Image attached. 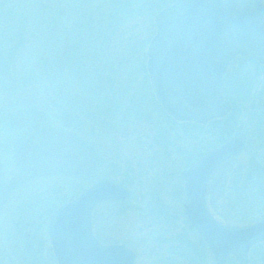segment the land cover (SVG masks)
<instances>
[{
  "label": "rangeland",
  "instance_id": "obj_1",
  "mask_svg": "<svg viewBox=\"0 0 264 264\" xmlns=\"http://www.w3.org/2000/svg\"><path fill=\"white\" fill-rule=\"evenodd\" d=\"M176 1L0 0V61L7 65L0 69V159L5 182L12 184L22 172L18 148L38 129L35 122L10 125L12 114L24 107L58 112L69 106L68 101L74 108H81L77 100H87L91 110L81 114L80 132L105 163L102 173L88 180L47 171L46 176L31 178L13 189L0 218V264H58L49 234L52 216L60 206L103 180L127 188L131 198L97 206L92 227L100 243L127 246L135 254V264H161L162 259L163 264H216L204 242L202 247L183 207L186 197L181 173L189 166L191 145L199 139H188L185 128L163 110L148 72L157 16ZM86 30L95 39L94 43L92 37L83 41L90 50L91 70L94 77L97 69L103 70L100 73L105 86L100 93L108 96L115 92V114L120 115L123 105L135 103L133 97L148 99V107L140 108L137 114L134 108L128 120L94 109L97 102L90 99L80 76H76L77 67L65 59L64 42L75 43L74 39ZM19 31L23 40L17 42ZM16 43L17 48L13 46ZM46 58L52 64L45 65ZM238 64L231 66L223 89L234 107L235 118L244 122L248 137L245 150L229 165L231 172L239 171L237 180L247 173L250 160L263 157L255 124L264 113V67L255 62L242 63L241 67ZM49 70L53 75L47 74ZM110 81L115 82V88H110ZM206 139L209 144L215 142ZM226 187L225 193L217 190L209 200L212 217L225 226L248 225L239 223L247 214H238V210L247 212V206L235 201L232 182L223 189ZM231 203L237 212L232 211ZM162 207L167 219L153 218ZM184 240L192 247L188 248ZM171 249L175 252L168 255ZM188 252L193 260L185 257Z\"/></svg>",
  "mask_w": 264,
  "mask_h": 264
},
{
  "label": "water",
  "instance_id": "obj_2",
  "mask_svg": "<svg viewBox=\"0 0 264 264\" xmlns=\"http://www.w3.org/2000/svg\"><path fill=\"white\" fill-rule=\"evenodd\" d=\"M156 22L157 35L149 47L151 81L159 102L178 120L188 119L181 99L197 106L207 103L209 112L218 109L210 108L211 102L220 104L224 111L230 109L220 88L223 73L236 55L251 53L264 64L261 0H177L157 16ZM245 147L246 136L237 132L182 174L185 214L212 251L216 264H226L230 257L248 264L250 249L264 241V219L247 226H225L206 206V187L212 173ZM129 196L125 188L104 181L64 204L49 225L57 263L134 264V254L126 246L101 244L91 222L97 204Z\"/></svg>",
  "mask_w": 264,
  "mask_h": 264
},
{
  "label": "trees",
  "instance_id": "obj_3",
  "mask_svg": "<svg viewBox=\"0 0 264 264\" xmlns=\"http://www.w3.org/2000/svg\"><path fill=\"white\" fill-rule=\"evenodd\" d=\"M8 14L15 15L12 13ZM61 27H63L62 21L59 23V28ZM86 31L87 32H85V34L74 39L75 43L70 44L69 40L64 42V45L66 46L64 48L65 59H68L69 65H74L77 67L78 72L76 76H80L79 78L81 83H83V87L90 96V99L97 102V105L94 104V109H103L105 112L107 111L112 113L113 117L122 116L128 120L130 119V113L134 111V108L137 109L134 111L137 114L139 111H141L140 108H143L145 105L148 107V99L141 98L140 96L133 97L136 101L135 103L129 102L127 105L125 104L126 106L123 105V110L120 112V115L115 114L117 111V102L116 98L112 96L115 94V92L108 96L101 94L100 92L103 91L105 86L103 84V76L101 74L103 73V70H101L100 73L97 69L96 77H94L95 73L91 70V65L89 64L91 60V54H89L90 50L84 46L85 44L83 41L87 39L86 37L90 39L92 36H89L91 34L90 30ZM21 36L22 32L19 31L17 37H15L17 42L23 40V37ZM68 36L70 37V34L67 35V39ZM19 37L21 38L19 39ZM93 40L95 41V39L92 37V41ZM13 46H18V43ZM81 49H84L85 51L83 52ZM12 51L14 52V49ZM9 52L12 53L11 51ZM50 53L51 52H49V55ZM51 57L53 58L55 55ZM49 60L51 61L50 58H46L44 60V64H52V61L50 62ZM59 61L60 59L58 62ZM4 66L6 67L7 65H4L0 61V69H4ZM50 72L53 75L52 70H49L47 74L50 75ZM110 82V88H115V82ZM63 101L64 100H62V102ZM77 101L79 102L81 108H74L70 101H68L69 106L58 110V112H50V110H42L36 107H24L19 108L16 113L12 114L10 120L11 126L14 127L17 124L19 126H24L29 122H35V124H38V129L18 148L16 155L18 158V164L22 168V172L16 177L12 184H8L4 180L5 167L0 159V218L3 209L9 200L12 190L29 181L31 178L38 176L44 177L47 175V171H50L51 173L48 174L51 175H53L54 172L63 173L66 175L76 176L82 180H88L94 178L99 173H102V169L105 168L104 160L100 159L93 145L89 144L85 139H83L80 132L82 129L81 126L83 125L81 114L87 115V110H91V108L86 104L88 103L87 100H85L86 103L79 99ZM128 105L134 107L130 108ZM84 108H86V111L83 113L82 110ZM234 115L236 116L235 112H233L232 116ZM258 120L256 122L260 126L258 130L259 132H257V134H259L258 150L259 148L262 149V154L260 155L263 157H254L252 160H250L247 168L248 171L246 170L247 173L242 179L238 180L237 177H240L239 171L234 173L232 169L231 172L229 170V165L232 162L226 164L222 174H217L218 178L220 179L217 182V186H213V192L211 191L212 195L216 194L217 190H219V192L222 191L225 193L229 187L223 189L224 185H226L227 182H232V193L236 197L235 201L241 205L245 204L247 206L245 207L247 208V212L238 210L239 216H242L241 213H243V215L247 214L245 216L246 218H244L243 221H239V223L249 222V224H251L264 217V113H260V119ZM56 123H61V125L57 126ZM222 124H224V128L222 135L223 137L220 144L226 142L231 131L228 119H225ZM185 126L186 125H181V127L184 128ZM34 161L36 162L35 165ZM35 170L42 171L36 172ZM232 173H234V175ZM212 198L213 196L210 197V200H212ZM232 206L233 204L231 207ZM234 208L235 206L232 207V211L237 212L236 208L233 210ZM184 241L187 242L188 247H192L191 243L189 244L188 241ZM201 244L202 247L204 246L205 248L202 239ZM227 264L239 263H237V261L232 257L229 259ZM248 264H264V242L255 245L251 249Z\"/></svg>",
  "mask_w": 264,
  "mask_h": 264
},
{
  "label": "flooded vegetation",
  "instance_id": "obj_4",
  "mask_svg": "<svg viewBox=\"0 0 264 264\" xmlns=\"http://www.w3.org/2000/svg\"><path fill=\"white\" fill-rule=\"evenodd\" d=\"M263 7H264V0H261ZM238 62L239 67H241L242 63H252L255 62L258 65H261L264 67V64L259 62V60L253 55V54H247V55H236L229 63V65L227 66L225 72L223 73V77H222V83H221V88H220V94L223 97L224 101L228 102L230 105V109L227 111H224V109H220L219 107H221L220 104L215 105V102H211V104L213 103V105L209 106L212 109H216L217 110L213 111V112H209L208 111V104L205 103V105H192L189 102H186L184 99H181V101H183L186 109H187V120L181 121L178 120L175 117H171L174 121H176V124L179 125H186L185 126V131H186V135L188 137V139L193 140L194 138L198 137L199 141L194 140V144L191 145V149L189 151H191V153L188 156L189 159V166L184 170H188L190 168H192L194 165H196L208 152H211L215 149H217L221 144V139H222V135H223V128H224V124L223 121L225 119H228V123H229V127L231 128L230 131V136L226 141H229V139H231L237 132H241L243 133L246 137V132L244 131V122H242V120H239V118H235L233 115V110L234 107L231 103L230 100L226 99L225 95H224V87H225V80L228 79L229 76V70L231 68V66ZM244 66H246L244 64ZM242 71H247V70H242ZM235 74V72L233 73ZM245 76H249V75H243ZM248 81V80H247ZM261 87V84L259 85V88ZM258 93V92H256ZM209 112V113H208ZM234 118V119H231ZM257 127V132H259V128L260 126L258 124H255ZM214 139V143L213 144H209L207 142V139ZM248 139V137H247ZM210 141V140H209ZM193 151V152H192ZM241 154V153H240ZM239 156V155H237ZM236 158V157H234ZM224 164L220 165L219 167H217L214 172L212 173L208 183H207V187H206V194H205V199H206V205L208 207L209 204V200L210 197H214L216 194H211V191L213 192L214 188L213 186L215 185V187L217 186V182L220 178H218L217 174L219 173L220 175L222 174V172L224 171ZM183 171V172H184ZM183 172L181 173V177L183 179L184 182V194L186 197V191H185V180L182 176ZM112 182V181H111ZM118 185V184H117ZM121 186V185H119ZM123 187V186H121ZM125 188V187H123ZM126 190H128L127 188H125ZM129 191V190H128ZM219 191V190H218ZM130 193V191H129ZM217 193V191H216ZM221 193V192H220ZM131 198V193L128 199L123 200V201H118V202H126ZM187 200V197H186ZM185 200V202H186ZM184 202V204H185ZM102 204V203H100ZM183 204V207H184ZM99 205V204H98ZM97 205V206H98ZM97 206L93 209L92 211V215L95 211V209L97 208ZM161 210V211H160ZM156 214L153 215V218H161L164 217L167 219L166 216V211L165 208H159V211L155 212ZM159 213L161 214V216L159 215ZM93 228V227H92ZM197 234V232H196ZM188 241V240H187ZM188 243L190 244V241H188ZM188 247V246H187ZM189 248V247H188ZM202 249V248H201ZM175 250L171 249V252L168 253V255L174 254ZM169 257V256H168ZM187 258L189 260H193L190 256V253L188 252ZM196 259V258H195ZM162 262H160L161 264H163V262L165 261L164 259L161 260ZM168 262H170V260L168 259Z\"/></svg>",
  "mask_w": 264,
  "mask_h": 264
}]
</instances>
